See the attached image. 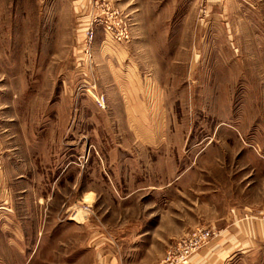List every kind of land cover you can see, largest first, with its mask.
I'll list each match as a JSON object with an SVG mask.
<instances>
[{"label":"rangeland","instance_id":"rangeland-1","mask_svg":"<svg viewBox=\"0 0 264 264\" xmlns=\"http://www.w3.org/2000/svg\"><path fill=\"white\" fill-rule=\"evenodd\" d=\"M195 229L264 264V0H0V264H160Z\"/></svg>","mask_w":264,"mask_h":264},{"label":"built area","instance_id":"built-area-1","mask_svg":"<svg viewBox=\"0 0 264 264\" xmlns=\"http://www.w3.org/2000/svg\"><path fill=\"white\" fill-rule=\"evenodd\" d=\"M100 103L103 104V102ZM210 239L209 232L200 229L192 230L176 248L167 254L166 258L160 264H187L191 256L208 245Z\"/></svg>","mask_w":264,"mask_h":264},{"label":"crops","instance_id":"crops-1","mask_svg":"<svg viewBox=\"0 0 264 264\" xmlns=\"http://www.w3.org/2000/svg\"><path fill=\"white\" fill-rule=\"evenodd\" d=\"M223 237L221 236L219 238V240H221ZM212 248L210 247H206V248H203L201 249L198 254H196V256H194L193 260L191 262H189V264H202L201 261H202V257H204L205 255H208L210 254L212 251L211 250ZM221 248L217 249L218 251H220ZM212 254V253H211ZM110 264H113L112 262ZM207 264H210V263H207Z\"/></svg>","mask_w":264,"mask_h":264}]
</instances>
